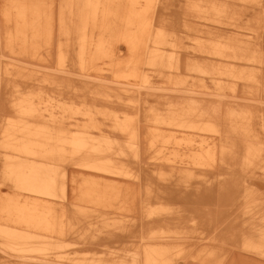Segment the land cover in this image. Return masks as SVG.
<instances>
[{
    "label": "rangeland",
    "instance_id": "374dc122",
    "mask_svg": "<svg viewBox=\"0 0 264 264\" xmlns=\"http://www.w3.org/2000/svg\"><path fill=\"white\" fill-rule=\"evenodd\" d=\"M14 1L0 0V126L17 118L11 108L16 99L31 95L35 103L49 106V111L40 110L45 117L52 114L55 121L38 115L29 121L59 129L64 136L76 133L87 123L85 116L76 113L83 110L93 112L97 126L90 129L93 137L106 135L115 143H125L126 135L112 125L114 116L128 117L134 127L140 128L138 155L128 159L138 178L101 176L98 171L64 163L68 180L73 177L75 183L68 181L65 199H47L58 202L54 206L64 209L72 222L82 224L77 231L90 233L76 236H85L80 240L66 236L64 251L98 259L77 264H101L113 254L122 256L128 264H146L144 247L163 244V235H151L146 226L148 221L155 226L163 222V211L148 216L145 210L167 206L188 209L194 217L192 225L188 222L191 217L173 221L191 226L180 229L187 233L183 241L186 249L214 247L218 256L231 250L247 264H264V246L247 245L255 234L253 229L259 226L250 218L264 209V0H151L150 5L143 0L134 5L130 0H97L100 8L96 23L90 21L86 30L82 66L73 32L75 19L65 11L67 0H16L28 8L35 4L39 15L31 27L34 31L19 21L15 10L21 8L13 5ZM212 4L221 11L215 13ZM103 8L115 16L109 37H100ZM132 8L138 12L148 9L145 35H138V45L122 37L124 28L130 29L124 20ZM63 16L66 25L71 21V28L63 26ZM136 29L132 27V31ZM16 31H24V35L9 38ZM158 31L170 35L168 43H154ZM216 40L231 42L234 51L214 53L210 43ZM99 41H104V54L97 50ZM152 51L173 54L175 67L149 64ZM217 80L221 84H216ZM166 97L186 109L213 113L215 117L208 123L218 131L148 120L152 109H163ZM231 112L234 118L228 115ZM163 130L192 139L193 151L203 140L216 144V160L208 166H186L180 164L178 156L169 155L174 145L169 149L163 148V143L148 146L145 134H163ZM221 143L225 145L223 151ZM175 149L180 154L192 150ZM247 151L256 152L251 163L245 158ZM6 152L11 154L0 146V161ZM89 178L118 184L130 181L129 185L124 182L115 186L127 187L120 198L129 202L131 212L119 213L113 208L116 204L103 207L77 198L82 180ZM16 192L0 171V202L16 196ZM103 221L127 225L109 229L102 227ZM88 222L94 227H87ZM9 259L16 260L0 247V264Z\"/></svg>",
    "mask_w": 264,
    "mask_h": 264
},
{
    "label": "bare ground",
    "instance_id": "6f19581e",
    "mask_svg": "<svg viewBox=\"0 0 264 264\" xmlns=\"http://www.w3.org/2000/svg\"><path fill=\"white\" fill-rule=\"evenodd\" d=\"M130 1H132V5L138 2V0ZM143 1L147 5L151 3V0ZM99 4L97 0H67L65 5V11L69 13L68 15L72 13L75 19L73 32L77 38V58L80 66L83 64V53L88 39L86 30L90 21L96 23V16L100 8ZM13 5H18L21 8L15 10L18 13L19 21L26 24V27H33L39 15V11L34 7L35 4L28 8L24 7V3L21 4L15 0ZM75 5L78 8H75ZM73 9L77 11L75 12ZM104 9H102L103 18L100 22L103 33L100 34V37H109L110 22L115 16L109 10ZM211 9L215 13L221 11L220 7L213 4ZM147 12L148 9L139 12L133 8L129 10L124 25L130 29L125 30L124 28V32H122V37H128L127 42H132L131 44L134 45L140 44L141 41L137 38H140L138 35L142 37L145 35L144 27H146L147 22L145 14ZM28 13L32 14L31 19H28ZM61 21L64 22V27L71 28V21L68 20L66 25L65 16ZM134 26H137L138 29L132 31ZM68 32L70 33L71 30L69 29ZM18 34L24 35V31H16L9 38ZM168 35L161 31L156 32L153 36L154 43H168L166 39ZM103 43L104 41H99V45H97V50H100L99 53L102 54H104L101 50ZM245 43L249 44V42ZM171 44L175 43L171 42ZM210 44L213 45L212 50L214 53L234 51V46L228 41L216 40ZM149 64L173 68L176 65V58L173 54L166 55L158 51H152L149 55ZM228 75H233V73H228ZM216 84H221V81L217 80ZM167 98L166 102H163V109L158 107L151 110L150 116L147 117L148 120L202 131H218L215 125H212L213 123H208L210 119L212 120L215 117L213 113H207L208 111H200L199 109L189 110L184 107L185 105L167 101ZM16 100L15 105L11 108L18 114L17 118L6 121L0 126V146L11 151V154L6 152L1 158V176L19 191L16 192V196H10L4 203L0 202V247L9 258L16 259H9L5 264H77L76 262H94L98 259H94L93 256L82 258L64 251V247L67 245V237L77 238L76 236L90 235V233L77 231L83 228L82 224L78 223V220L72 222L64 209H58L54 206L58 202L50 201L47 198L59 197L65 199L68 194V181L72 184L75 183L73 177L68 180L64 163H71L94 172L98 171L101 176L118 175L125 178H138L137 175L133 174L135 170L129 165L128 159H130V155H138L139 140L141 139L140 128L134 127L128 117L119 118L114 116L111 121L113 127L122 131L126 135L127 141L118 144L115 143L114 138L106 135L93 137L90 135V129H96L97 127L93 119V112L83 110L76 113L85 116L88 119L87 123H84L76 133L64 136L59 129L56 130L43 124H32L29 121L30 117L36 115L46 120L55 121L52 114L45 117L41 112L43 110L49 111V106H40L35 103L34 97L31 95H23ZM228 115L230 118L236 116L232 112ZM143 139H145L148 146L163 143V148L169 149L170 144L174 145V151H170L169 155L178 156L182 165L208 166L216 160L217 145H210L205 140L198 142L197 148L193 151L192 139L177 137L166 130H163V134L161 132L158 134L146 133ZM176 147L187 150L191 148L192 150L180 154L175 149ZM224 149L225 145L221 143L220 150L223 151ZM222 154L223 152H220V155ZM245 155L248 163H251L256 152L247 151ZM163 159L168 160L165 157ZM82 182L76 196L81 201L103 207L116 204L113 208L119 210V213L131 212L129 202L120 198V195L125 192L122 189L127 187H124V185L117 187L124 182L129 185L130 181H117L121 182L118 184L89 178L83 179ZM116 187L121 190H117ZM75 188L74 186L73 192H75ZM99 188H107V190ZM162 211L163 222L155 226L152 223L149 224L148 221L146 226L151 235H163V244H148L144 247L146 264H247L245 260L231 250L218 256L214 247H206L196 251L191 248L186 249L183 246V241L185 239L184 235H187V233L185 230L180 229L191 226L190 224L174 223L173 221L178 217H181L182 220L191 217L188 222H191V225L194 224L193 221L195 220L190 215V210L167 206L160 209L151 207L145 210L148 216ZM258 214V216H251L250 218L259 222V226L253 229L255 234H252L249 244L247 243L250 247H258L260 244L264 246V209L259 210ZM150 219L147 218V220ZM1 220H7L9 223L4 224ZM182 220L181 222H183ZM101 224L102 227L109 229L125 228L127 225L118 221L110 223L103 221ZM87 227H94V224L88 222ZM83 237L77 239L80 240ZM262 251H264V248H262ZM101 264H128V262L122 256L116 257L113 254Z\"/></svg>",
    "mask_w": 264,
    "mask_h": 264
}]
</instances>
